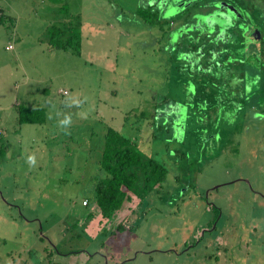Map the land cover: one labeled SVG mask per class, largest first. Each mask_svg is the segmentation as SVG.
<instances>
[{
  "label": "rangeland",
  "instance_id": "374dc122",
  "mask_svg": "<svg viewBox=\"0 0 264 264\" xmlns=\"http://www.w3.org/2000/svg\"><path fill=\"white\" fill-rule=\"evenodd\" d=\"M77 18L80 53L50 48ZM0 20V264H264V0H0ZM108 128L167 175L105 217Z\"/></svg>",
  "mask_w": 264,
  "mask_h": 264
},
{
  "label": "trees",
  "instance_id": "16d2710c",
  "mask_svg": "<svg viewBox=\"0 0 264 264\" xmlns=\"http://www.w3.org/2000/svg\"><path fill=\"white\" fill-rule=\"evenodd\" d=\"M148 9H138V16L148 24L159 23L157 12ZM63 13L68 15L66 9H63ZM3 22L0 20V23ZM80 28L81 22L78 18L74 23H66L62 29L52 28L48 41L50 48L71 49L80 53ZM237 72V79L241 80L242 71ZM17 115L20 124H43L45 122V111L40 107L30 108L18 105ZM99 167L106 175L97 182L95 206L105 217L119 210L125 203L129 211L133 209L150 192L158 189L167 175V170L162 164L145 155L134 142L112 128L106 131Z\"/></svg>",
  "mask_w": 264,
  "mask_h": 264
},
{
  "label": "flooded vegetation",
  "instance_id": "af4514ba",
  "mask_svg": "<svg viewBox=\"0 0 264 264\" xmlns=\"http://www.w3.org/2000/svg\"><path fill=\"white\" fill-rule=\"evenodd\" d=\"M206 22H207V21H206ZM244 30H246V28H245ZM259 32H260V31H259ZM252 36H253L254 38H261V40H263V38H264V37L262 36V33L260 32V34H258L256 30L252 32ZM216 39H217V38H216ZM215 45H216V44H215ZM261 45H264V40H263V42H262ZM217 47L219 48V46H217ZM255 58H256V57L251 56L250 59H248V60L250 61L251 59H252V60L254 59L253 62L256 63Z\"/></svg>",
  "mask_w": 264,
  "mask_h": 264
},
{
  "label": "crops",
  "instance_id": "0c3cea01",
  "mask_svg": "<svg viewBox=\"0 0 264 264\" xmlns=\"http://www.w3.org/2000/svg\"><path fill=\"white\" fill-rule=\"evenodd\" d=\"M236 15H238L239 16V14L238 13H236ZM264 56V55H263ZM250 59V58H249ZM248 61V63L250 62V64H252V62H253V60L251 61H249V60H247ZM244 62V61H243ZM223 68V67H222Z\"/></svg>",
  "mask_w": 264,
  "mask_h": 264
},
{
  "label": "built area",
  "instance_id": "2783aa9c",
  "mask_svg": "<svg viewBox=\"0 0 264 264\" xmlns=\"http://www.w3.org/2000/svg\"><path fill=\"white\" fill-rule=\"evenodd\" d=\"M83 205H86V203H85V202H83Z\"/></svg>",
  "mask_w": 264,
  "mask_h": 264
},
{
  "label": "clouds",
  "instance_id": "9594fccd",
  "mask_svg": "<svg viewBox=\"0 0 264 264\" xmlns=\"http://www.w3.org/2000/svg\"><path fill=\"white\" fill-rule=\"evenodd\" d=\"M65 123H67V121H65Z\"/></svg>",
  "mask_w": 264,
  "mask_h": 264
}]
</instances>
